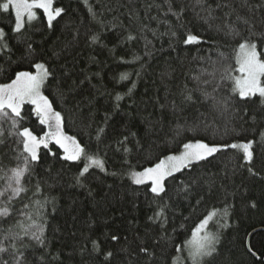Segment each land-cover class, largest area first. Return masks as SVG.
<instances>
[{
    "label": "trees",
    "instance_id": "16d2710c",
    "mask_svg": "<svg viewBox=\"0 0 264 264\" xmlns=\"http://www.w3.org/2000/svg\"><path fill=\"white\" fill-rule=\"evenodd\" d=\"M257 4L264 0H247L248 6L244 0H205L218 18L210 27L197 16L195 0H172L173 11L184 8L179 20L168 11L166 0H54L53 7L64 11L51 29L38 10L39 19L23 31L26 43L9 39L12 53L0 52V85L11 83L18 71L33 73L35 63H44L59 78V89L46 84L43 93L63 117L65 134L103 160L106 169L90 167L81 187L75 178L87 164L84 158L63 160V149L53 141L47 149L41 146L34 174L25 178L29 192L9 205L13 216L0 221V229L11 227L13 232L20 231L14 226L17 220L25 226L32 223L26 214L40 223L35 202L54 198L43 209L47 250L25 238L33 246L26 251L29 264H192L187 245L205 219L217 238V252L204 264H264V107L237 98L228 112L217 111L212 100L195 90L199 80L200 87L212 92L216 81L207 73L214 67L222 71L230 64L235 77L239 42L217 31L216 25L236 22L239 14L253 20L258 35L264 31V7H251ZM14 23L12 9H0V28L10 37L17 35ZM236 23L248 35L247 26ZM189 33L200 42L185 44ZM93 35H99L101 43L94 44ZM129 35L134 39L127 40ZM27 43L35 49L31 56H26ZM220 53L228 60L214 65ZM121 74L128 79L120 81ZM230 87L224 81L215 95L227 97ZM187 90H193L195 103L184 102ZM116 93L123 96L119 111L113 107ZM106 113L110 119L105 125ZM22 115V126L38 137L48 131L33 105L25 104ZM101 127L105 131L98 139ZM124 136L129 139L121 145ZM15 140L9 138L0 148L4 171L19 162L16 156L22 149ZM249 141L251 165L242 151L227 149L168 177L160 196L150 192V182L132 181L133 172L183 153L186 143ZM37 182L42 194H34ZM161 211L163 216L157 218Z\"/></svg>",
    "mask_w": 264,
    "mask_h": 264
},
{
    "label": "snow or ice",
    "instance_id": "6c2138e0",
    "mask_svg": "<svg viewBox=\"0 0 264 264\" xmlns=\"http://www.w3.org/2000/svg\"><path fill=\"white\" fill-rule=\"evenodd\" d=\"M166 3H168V11L179 20L184 13V8L181 7L179 11H173L172 0H166ZM195 3L200 9L196 14L205 23L218 19L214 14L215 10L210 6H205V0H195ZM53 4L54 0H7V2L0 4V9L4 12H8L10 6L15 9V23L12 31L17 34L10 37L3 28H0V52L7 51L8 53H12L13 49L9 46V39H15L17 44L21 46L26 43L23 39V31L26 24L30 26L32 21L39 19L35 11L36 9L42 10V14L46 16L47 27L51 29L53 27V21L60 17L64 11L59 7L54 8ZM244 4L248 6L247 0H244ZM224 6L227 7L228 5ZM251 7L262 8L264 4H257ZM233 11L235 10L233 9ZM201 13H204V15H201ZM236 22L247 26L248 35H244V32L237 26ZM236 22H225L223 27L216 25V30L224 31L225 35L239 42L236 56V63L239 67L236 70L240 75L238 77L231 75L232 67L230 64L223 66L222 71L214 67L212 72L207 73L212 80L216 81L213 85L212 92L207 91L204 87H200L199 80L198 87L195 89L201 93L205 100L213 101L212 107L214 110L222 112H228L230 106H234L237 102V98L241 102L259 103L260 106L264 107V31H261L257 35L254 31L256 25L253 20L239 14L236 15ZM209 26L212 27V24L209 23ZM173 35H176V33L173 32ZM132 39L134 37L131 35L127 37V40ZM91 40L94 44L101 43L99 35H93ZM199 42V38L190 33L186 35V39L184 40L185 44ZM258 42L261 50H258ZM34 52L35 49L31 43H27L26 56H31ZM24 56L25 54L22 53V57ZM8 59H11L10 55ZM227 60V55L220 53L218 60L213 63L214 65H224ZM33 66L36 69V74L30 71H18L11 83L0 85V148L8 145L9 138L15 137L16 140L14 142L16 146L22 149L16 156L19 162L15 167L7 171L0 169V173H3L0 175V180L4 181V184L0 186V199L3 200V204L0 205V221H7L12 217L13 212L9 205L14 200L29 192L30 189L25 178L31 177L34 174L35 164L33 162L36 164L39 163L41 159L40 148L43 146L47 149L50 141H53L60 149H63V160L79 161L81 157H84L88 161L75 178L77 185L84 186L85 174L89 172L90 167H96L101 171H106L103 160L89 155L85 147L81 146L73 137L65 134L63 130V117L53 109L52 103L43 94V89L46 84L49 87L55 85L58 89L60 88L59 78L56 77L55 72L46 67L44 63H35ZM217 75H219L218 80ZM50 77L52 78L51 83H49ZM127 79V74H121L120 81ZM224 81L231 83L229 95L227 97H218L215 93L218 92ZM211 82L204 81L203 83L208 84ZM81 83L83 82L81 81ZM192 91L187 90V93L184 95L185 103L196 102L193 100ZM256 97H259L258 101L253 99ZM122 99L123 96L119 93L114 95V111H119V101ZM25 104L33 105L35 114L39 118V123L47 125L48 131L43 137H38L28 127L22 126V121L24 120L22 112L24 111ZM109 119L110 116L106 113L105 125ZM5 124H8L7 128L4 127ZM97 131V138L99 139V134H102L105 129L101 127ZM129 135L135 137L136 133L130 132ZM128 139L129 136H124L120 144L123 145ZM184 149L185 151L180 156H168L165 161L157 163L154 167L145 168L142 172H133V183L143 185L150 182V192L156 196H160L166 191L165 180L168 177L185 168L191 170L193 164L205 161L216 153L227 149H235L243 152L244 155L242 158L249 165H251L253 160V142L251 141L223 145L205 142L186 143ZM13 151L15 152V149ZM49 152H51L50 149ZM51 154L55 155V153ZM249 172H252L251 167H249ZM35 188L36 193L34 194H42L40 182H37ZM50 202H54V198L49 200L47 196L42 201L35 202L38 209L37 215L41 216L40 223H36L33 220V215L26 214L27 219L32 221V223L25 226L24 221L17 220L14 226L18 227L20 231L13 232L11 227L6 230L0 229V235L3 237L0 239V264H29L26 259V251L33 246L30 243H25L26 237L34 241L36 247L47 250L48 242L45 234L47 225L46 220L43 218V209ZM25 207H28V205H25ZM225 215H227L226 212ZM160 216H163L162 211L156 214L157 218ZM207 224L208 219H205L197 229V235L206 228ZM112 239L117 240L118 237L113 236ZM92 243L94 248L98 250L99 246L97 242L92 241ZM216 243L217 238L214 236L198 237L194 246L189 250V257L192 260V264H204L206 257H211L217 252ZM141 251L147 252L148 250L141 248ZM106 256L111 257L112 253L108 252Z\"/></svg>",
    "mask_w": 264,
    "mask_h": 264
},
{
    "label": "rangeland",
    "instance_id": "374dc122",
    "mask_svg": "<svg viewBox=\"0 0 264 264\" xmlns=\"http://www.w3.org/2000/svg\"><path fill=\"white\" fill-rule=\"evenodd\" d=\"M5 2H7V0H0V4H3V3H5ZM10 8L12 9V11L14 12V15H15V9L13 8V7H11L10 6ZM9 8V9H10ZM38 10H40V9H36L35 11H36V13H37V15H38ZM238 53V52H237ZM238 67H239V65L237 64V68L236 69H238ZM33 74H36V71L35 72H33ZM240 75V73L237 71V73L235 74V77H238ZM44 94V93H43ZM183 153H181V154H179V155H177V156H180V155H182ZM82 159L84 158V157H81ZM84 160H85V158H84ZM166 160V159H165ZM164 160V161H165ZM87 163H88V161L87 160H85ZM179 172V171H178ZM175 173H177V172H175ZM174 173V174H175ZM209 219H208V224H207V226H206V228L203 230V231H200L199 232V234L197 235V229L200 227V225L201 224H199L198 225V227H197V229L195 230V232L193 233V235L191 236V240H190V242L188 243V245H187V249L188 250H190V248L191 247H193L194 246V243L197 241V239H198V237H204V236H213L211 233H210V231H209V228H210V224H209ZM215 237V236H214Z\"/></svg>",
    "mask_w": 264,
    "mask_h": 264
},
{
    "label": "water",
    "instance_id": "95a60500",
    "mask_svg": "<svg viewBox=\"0 0 264 264\" xmlns=\"http://www.w3.org/2000/svg\"><path fill=\"white\" fill-rule=\"evenodd\" d=\"M262 230H264V229H262ZM255 233V232H254ZM254 233H252L250 236H249V238H248V248L250 249V240H251V237H252V235L254 234Z\"/></svg>",
    "mask_w": 264,
    "mask_h": 264
}]
</instances>
